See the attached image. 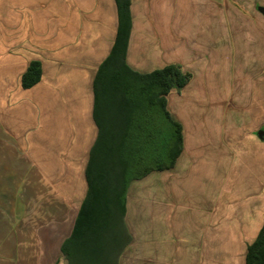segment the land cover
Returning a JSON list of instances; mask_svg holds the SVG:
<instances>
[{
  "label": "rangeland",
  "instance_id": "obj_1",
  "mask_svg": "<svg viewBox=\"0 0 264 264\" xmlns=\"http://www.w3.org/2000/svg\"><path fill=\"white\" fill-rule=\"evenodd\" d=\"M7 1L0 0V9ZM25 4L16 10L30 17L32 55L40 54L49 71L58 64L68 72L75 54L93 49L97 59L114 35L113 0ZM132 5L137 38L174 32L175 61L191 77L169 95L184 126L186 153L176 169L133 184L127 216L132 240L120 264H245L247 246L264 224V15L258 10L264 0ZM2 146L0 184L10 185L16 198L0 202V247L29 248L34 218L24 213L23 185L25 179L47 181L24 173L22 148ZM74 213L70 202L63 228ZM48 224L43 226L54 229V222Z\"/></svg>",
  "mask_w": 264,
  "mask_h": 264
},
{
  "label": "crops",
  "instance_id": "obj_2",
  "mask_svg": "<svg viewBox=\"0 0 264 264\" xmlns=\"http://www.w3.org/2000/svg\"><path fill=\"white\" fill-rule=\"evenodd\" d=\"M113 1L116 26L108 46L97 59L95 49L75 54V67L68 72H64L58 64L51 66L53 70L49 71L40 54L32 55L30 17L16 10L17 5L27 6L25 0H8L7 7L0 9V157L6 151L2 145H13L11 147L15 151H19L17 147L22 148L23 168L24 171L28 169L24 173L31 175L34 172L41 177V181H47L38 185L25 179L22 189L24 213L34 218L31 221L34 232L29 236L33 242L24 249H16L14 243L0 247V264H69L62 245L73 232L88 190L87 166L99 133L94 115L95 80L100 66L111 52L118 28L117 7ZM132 6L131 0L132 29L126 54L129 67L146 74L169 64H177L174 32L170 35L169 30L166 33L162 31L160 35L151 31L137 38L138 26ZM33 60L41 62V78L32 87L24 88L22 75ZM107 70L104 69L100 75H112ZM100 93L98 115L105 125L113 110L108 100L110 88L104 83L100 86ZM169 95L168 109L177 119L169 107ZM260 135L264 139L261 132ZM186 144L184 135L183 150L173 168L152 171L142 179L176 169L186 153ZM1 161L0 168H6ZM142 179L133 180L127 192L124 222L130 234L127 221L130 192L133 184ZM15 198V190L10 185L0 184V202H15ZM70 202H75V213L68 226L63 228L62 217ZM49 216L54 220L51 221ZM51 222L55 223L54 229L43 226ZM37 240L39 246L36 245ZM128 245L120 256L119 264ZM17 256H23V259Z\"/></svg>",
  "mask_w": 264,
  "mask_h": 264
},
{
  "label": "trees",
  "instance_id": "obj_3",
  "mask_svg": "<svg viewBox=\"0 0 264 264\" xmlns=\"http://www.w3.org/2000/svg\"><path fill=\"white\" fill-rule=\"evenodd\" d=\"M115 3L117 35L95 80L99 133L87 166L88 190L73 232L62 245L69 264H119L132 240L124 222L131 182L173 168L183 150V125L168 109L167 96L184 88L191 75L177 64L146 74L131 69L126 62L131 0ZM104 69L112 75H100ZM40 78L41 62L33 60L22 75V86L32 87ZM102 83L110 88L113 109L105 125L98 115ZM245 264H264V224L247 246Z\"/></svg>",
  "mask_w": 264,
  "mask_h": 264
},
{
  "label": "water",
  "instance_id": "obj_4",
  "mask_svg": "<svg viewBox=\"0 0 264 264\" xmlns=\"http://www.w3.org/2000/svg\"><path fill=\"white\" fill-rule=\"evenodd\" d=\"M258 10L264 15V6H259Z\"/></svg>",
  "mask_w": 264,
  "mask_h": 264
}]
</instances>
